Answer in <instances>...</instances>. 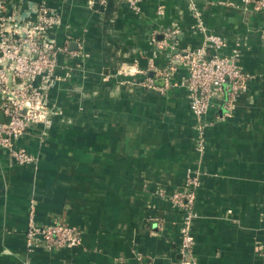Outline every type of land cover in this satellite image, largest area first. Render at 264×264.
I'll return each mask as SVG.
<instances>
[{"label":"crops","instance_id":"1","mask_svg":"<svg viewBox=\"0 0 264 264\" xmlns=\"http://www.w3.org/2000/svg\"><path fill=\"white\" fill-rule=\"evenodd\" d=\"M0 3L29 17L39 4L55 10L50 35L67 43L48 90L50 124L14 142L35 161L17 164L0 149V264H180L182 214L168 195L191 173L200 180L194 264H264V9L242 0ZM200 25L252 75L230 115L218 99L207 111L202 151L181 85L186 69L177 63L167 86L157 71L201 44ZM146 78L157 88L142 86ZM30 217L75 227L81 244L28 252Z\"/></svg>","mask_w":264,"mask_h":264},{"label":"built area","instance_id":"2","mask_svg":"<svg viewBox=\"0 0 264 264\" xmlns=\"http://www.w3.org/2000/svg\"><path fill=\"white\" fill-rule=\"evenodd\" d=\"M101 1L105 3L106 0ZM127 1L133 8L137 7L136 0ZM189 1L193 6L194 0ZM242 1L252 11L264 9V0ZM157 12L161 14L162 9L159 8ZM57 24L58 13L44 4L36 6L33 16L29 17L6 10L0 3V111L3 115L0 122V149L7 150L17 164L33 163L35 158L24 149L16 148L15 140L32 125L42 124L46 127L51 121L48 90L59 79L56 75L58 54L67 51V43L59 46L50 35V29ZM200 29L203 39L198 47L184 49L182 54L175 55L174 59L178 62L171 60L167 67L157 71L167 86L177 63L186 69L181 85L186 90L195 119V147L202 151L205 144L203 130L208 124L205 118L207 111L218 99L224 110L222 115H230L235 98L246 90L252 75L238 65L237 51L234 50L232 54L219 52L225 46V41L217 35L206 33L201 25ZM177 32V29L163 32L160 43L167 45V39L171 41L170 37ZM150 39L156 42V34L152 33ZM174 44L171 42L170 48H174ZM140 84L146 88H157L151 78H146ZM199 186L198 173H191L181 188L168 195L172 206L182 214L178 243L180 264H194L191 222ZM161 225L162 222L157 221L159 229ZM80 244L81 234L75 227L60 222L36 225L31 217L28 220L25 230L28 252L35 248L51 250ZM261 255L264 257V248Z\"/></svg>","mask_w":264,"mask_h":264},{"label":"water","instance_id":"3","mask_svg":"<svg viewBox=\"0 0 264 264\" xmlns=\"http://www.w3.org/2000/svg\"><path fill=\"white\" fill-rule=\"evenodd\" d=\"M3 120L2 112L0 111V122Z\"/></svg>","mask_w":264,"mask_h":264}]
</instances>
